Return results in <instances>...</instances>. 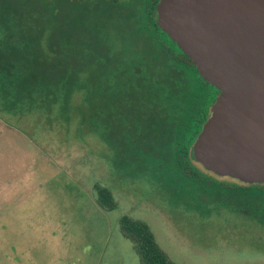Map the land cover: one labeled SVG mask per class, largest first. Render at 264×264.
<instances>
[{
  "label": "trees",
  "instance_id": "trees-1",
  "mask_svg": "<svg viewBox=\"0 0 264 264\" xmlns=\"http://www.w3.org/2000/svg\"><path fill=\"white\" fill-rule=\"evenodd\" d=\"M158 0H0V112L20 119L107 126L128 172L235 196L234 182L192 164L191 144L218 90L156 25ZM97 205L115 207L94 184ZM140 264H173L148 226L122 215Z\"/></svg>",
  "mask_w": 264,
  "mask_h": 264
},
{
  "label": "rangeland",
  "instance_id": "rangeland-1",
  "mask_svg": "<svg viewBox=\"0 0 264 264\" xmlns=\"http://www.w3.org/2000/svg\"><path fill=\"white\" fill-rule=\"evenodd\" d=\"M106 127L0 112V264H140L122 215L143 221L173 264H264V185L212 199L128 172ZM94 184L113 209L97 205Z\"/></svg>",
  "mask_w": 264,
  "mask_h": 264
},
{
  "label": "water",
  "instance_id": "water-1",
  "mask_svg": "<svg viewBox=\"0 0 264 264\" xmlns=\"http://www.w3.org/2000/svg\"><path fill=\"white\" fill-rule=\"evenodd\" d=\"M156 25L218 90L193 161L215 176L264 183V0H158Z\"/></svg>",
  "mask_w": 264,
  "mask_h": 264
},
{
  "label": "flooded vegetation",
  "instance_id": "flooded-vegetation-1",
  "mask_svg": "<svg viewBox=\"0 0 264 264\" xmlns=\"http://www.w3.org/2000/svg\"><path fill=\"white\" fill-rule=\"evenodd\" d=\"M234 180H236V179H234ZM238 181V180H237ZM239 183H236L235 182V185L239 188V189H241V190H246V188H248V187H250V186H256V187H258V186H260V185H264V183H244V182H240V181H238Z\"/></svg>",
  "mask_w": 264,
  "mask_h": 264
}]
</instances>
